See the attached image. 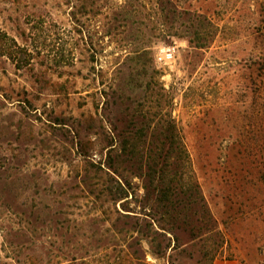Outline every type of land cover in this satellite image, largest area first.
<instances>
[{"label": "rangeland", "instance_id": "1", "mask_svg": "<svg viewBox=\"0 0 264 264\" xmlns=\"http://www.w3.org/2000/svg\"><path fill=\"white\" fill-rule=\"evenodd\" d=\"M170 120L193 188L162 218ZM0 264H264V0H0Z\"/></svg>", "mask_w": 264, "mask_h": 264}, {"label": "trees", "instance_id": "2", "mask_svg": "<svg viewBox=\"0 0 264 264\" xmlns=\"http://www.w3.org/2000/svg\"><path fill=\"white\" fill-rule=\"evenodd\" d=\"M186 14L189 16H194L196 24H193L195 27L194 37L197 42H201L206 39L202 36V17L197 14H192L188 11ZM194 23V22H193ZM204 44V43H203ZM201 46V45H200ZM12 56V53H10ZM147 70L145 68L139 69L135 74V80H132V83H138V78L144 77ZM157 134L155 137L160 140L156 142L154 147H150L149 155L153 156L154 163L153 166L149 168L151 170V175L155 177L157 181L153 192L154 206L155 210L162 215V218L172 217L174 212L182 211L185 209L184 200H191L190 191L193 188V185H186L181 182L178 177L179 161L184 157H187V153L184 150V146L179 139V133L176 125L172 120H170L166 125L161 128L156 129ZM141 138L145 135H140ZM139 137V138H140ZM131 150L136 151V144L130 145ZM148 151V149H147ZM172 173V174H171ZM99 194L109 197L111 200H124L129 197L128 185L125 182H122L106 173V180L104 181L103 188ZM150 197V194H149ZM124 218L127 219H136L134 223L135 228H137L138 233H141L143 227L146 230L151 232L153 224L146 221V218L141 219V217L133 218L130 215H124ZM152 237L153 242L156 239H162L166 245L164 248H170L172 240L168 237L166 232L154 231L152 235H147ZM161 245V244H160ZM158 244V248L160 247Z\"/></svg>", "mask_w": 264, "mask_h": 264}]
</instances>
